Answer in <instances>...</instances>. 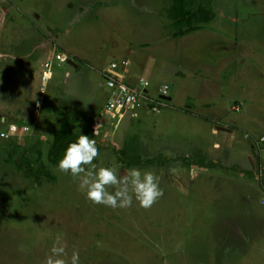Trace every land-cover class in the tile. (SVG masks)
I'll return each mask as SVG.
<instances>
[{
	"label": "rangeland",
	"instance_id": "374dc122",
	"mask_svg": "<svg viewBox=\"0 0 264 264\" xmlns=\"http://www.w3.org/2000/svg\"><path fill=\"white\" fill-rule=\"evenodd\" d=\"M173 3L0 1V264H44L57 237L81 264H264V118L240 113L255 102L249 87L264 109V0H185L190 13L205 10L209 19L185 26ZM113 61L126 80L136 77L154 93L168 84L173 99L132 116L130 130L121 122L133 114L92 129L95 116L63 112L61 101L84 106L91 94L94 106L105 104L103 73ZM229 81L236 91L226 94ZM212 104L229 111L211 114L212 124L235 117L227 127L257 164L253 183L189 164L206 159L195 144L222 141L198 122ZM68 121L78 137L96 141L97 168L117 166L121 177L131 168L152 171L162 195L148 208L135 199L127 208L87 199L79 180L59 170L64 153L56 163L50 156L54 132ZM243 156L235 150L232 162Z\"/></svg>",
	"mask_w": 264,
	"mask_h": 264
},
{
	"label": "clouds",
	"instance_id": "9594fccd",
	"mask_svg": "<svg viewBox=\"0 0 264 264\" xmlns=\"http://www.w3.org/2000/svg\"><path fill=\"white\" fill-rule=\"evenodd\" d=\"M97 155L96 141L80 134L69 143L58 163L61 172L79 180L80 189L93 203L127 208L135 199L140 206L148 208L162 195L159 179L152 171L131 168L126 176L121 177L117 166L97 168L93 164ZM109 187L114 191H109ZM66 247V243L57 237L44 264H81L79 252L74 250L69 258Z\"/></svg>",
	"mask_w": 264,
	"mask_h": 264
},
{
	"label": "crops",
	"instance_id": "0c3cea01",
	"mask_svg": "<svg viewBox=\"0 0 264 264\" xmlns=\"http://www.w3.org/2000/svg\"><path fill=\"white\" fill-rule=\"evenodd\" d=\"M0 1H3V0H0ZM1 4H4V3H1ZM6 9L8 10V7H6ZM16 10H17V13H20V9L18 10V9H15L14 8V10L12 11V14H14V12ZM7 13H9V12H7ZM78 63H79L78 61H77V63L76 62H73V65H74L75 69L78 71V73H81L83 71V68L82 67H84V65L82 63H79V65H78ZM23 64H25V62ZM80 64H82L83 66L80 65ZM51 67H52V65H51ZM81 68H82V70H81ZM52 71H53V67H52ZM120 71L124 75V71H123V69H121V66H120ZM23 73H26V71H24ZM53 74H54V72H53ZM137 79L138 78L135 77L134 79H132V82L131 81H128L126 79L125 80L129 84H135V83L137 84L138 82H140ZM79 86H80V84H79ZM223 87H224V90H222V91L224 93H226V94L236 91V85H235V82H233V81H229L228 83L223 84L222 85V88ZM105 88L107 90V95L105 93H103V94H104V97L106 96L105 99H107V97L110 94V90L107 87L106 83H105ZM253 88L254 87H252V89H251V87H249L246 90V96H248L249 99L253 98L255 100V102H249V100H248V104L249 103L250 104L249 105L248 104H245V105H243V107L241 106L240 107V113H242V114L245 113V115L248 116V117H251L253 115L254 116L255 115H259L260 117L264 118V109L262 111V109H259L258 108L259 105L257 103V100L259 101L260 99L258 98V96L256 97L255 95L250 94V93H252L251 91L253 90ZM205 95H207V94L205 93ZM62 96L63 97L65 96V90L63 91ZM94 97H95V95L94 94H91L89 96V98L85 99L86 105L81 106L82 105V102H80V101H83V99L80 96L77 95L76 97H74V99L77 102H80V103H75L74 102V104H73L74 106H72V105L67 104L66 101H61L60 108L63 110V112H65L67 114H74L77 118L79 116L81 118H87V117H90V116H95L94 117V119H95L97 117L98 113L100 112L99 111L97 113V110L98 109L101 110L104 105L103 106H98V107L94 106ZM225 100L226 101H229L230 99H229L228 96H226ZM105 102H106V100H105ZM223 102L225 104H228L225 101H223ZM211 107L212 108H210V110H206V112H204V114H203L204 117H206V118H201L200 121H198V122H200L201 125L204 124V125L208 126L209 127V131L211 133H215V134H218V136H221L222 141L219 144L218 143H213V146L212 147L210 145L204 144L202 142L200 144H195V145H197V146H204L205 149H202V150L205 153L206 161H213L214 163L217 164V166L216 167H200L199 165H197V166H194V167H198L201 170L215 169V170L221 171L222 173L226 172L227 175H230L231 174L230 176H232V177L235 176V178L241 179L242 182H245V183H247V182L253 183V179L257 180L256 178L259 175V172L256 169L257 168V164L255 163L254 160H253L254 161L253 162L254 164H253L250 161L252 159L251 158L250 159L247 158V156H246V154H247L246 149L241 148L239 142H236V139L233 137V131H234V129L233 128L230 129V128L234 124L237 123L235 117L232 119V122L229 121V123H224V124H227V125H224V126L222 125V123H220L219 125L218 124L217 125L212 124L211 121H209L207 119V118H210L212 116L211 114L217 113V112H223L224 114L228 115L229 114V111H225L224 109H219V108H221V106H217L216 104L215 105L212 104ZM260 112H261V115H260ZM141 113L142 112H140L139 114H141ZM168 115L169 114L167 113L166 116H168ZM132 116H135V115H130L128 118L126 117L121 122V124L124 127H128L127 130H130L129 129L130 124H131V126H133V124H134L133 121H132V119H131ZM215 116H218V115H215ZM215 119L218 120V121L219 120L221 121V119H224V118H222L221 116H218V117H215ZM224 120L227 121V119H224ZM122 125H121V128H122ZM227 126H229V127L231 126V127L229 128ZM122 129H124V128H122ZM124 130H126V129H124ZM259 139L261 140V137ZM206 149L209 150V153L206 152ZM235 150L236 151H239L240 150V152H243L244 156L242 158L244 160L245 159L248 160V163L249 164H246L245 162H243V159L241 160L242 161L241 164L232 162L233 161L232 154H234ZM216 155L218 157L217 158H214V156H216ZM219 161H222V162L219 163ZM221 164H222V166L224 165L225 167H231V170H229V168L227 169L225 167L221 168L222 167ZM234 166H235L236 169H233ZM244 175H247V179L243 177ZM249 183H247V184H249ZM251 189H255V187H253ZM247 202H248V200H247ZM263 206H264V203H263Z\"/></svg>",
	"mask_w": 264,
	"mask_h": 264
},
{
	"label": "built area",
	"instance_id": "2783aa9c",
	"mask_svg": "<svg viewBox=\"0 0 264 264\" xmlns=\"http://www.w3.org/2000/svg\"><path fill=\"white\" fill-rule=\"evenodd\" d=\"M60 57V55H59ZM44 80L53 76L52 67L43 69ZM106 85L110 94L106 99L103 108L92 123V129L105 125L109 119L123 118L128 114L137 115L141 110L156 112L162 103L166 101V96H170L171 87L168 84L161 85L154 93L152 88H148L146 82L129 84L120 71V64L117 61L110 63L103 73ZM142 88H140V86ZM264 141V136L261 137Z\"/></svg>",
	"mask_w": 264,
	"mask_h": 264
},
{
	"label": "trees",
	"instance_id": "16d2710c",
	"mask_svg": "<svg viewBox=\"0 0 264 264\" xmlns=\"http://www.w3.org/2000/svg\"><path fill=\"white\" fill-rule=\"evenodd\" d=\"M172 12L175 15L176 23L179 26H185L186 24H192L193 20H203L208 21L209 19L205 17L203 14L205 10H202L200 13L195 14V13H190L186 7H185V0H174L173 7H172ZM181 34H184V31H180ZM55 136V141H54V146L52 150L50 151V156L52 157V162L56 163L61 159L62 154L64 153L65 149L69 145V143L74 142L77 138L78 135L74 133L73 130V125L70 121L63 123L59 130L54 132ZM155 158L151 160H146L143 161L140 158H135L133 159V163L135 164H151L153 163ZM189 164H197L200 167H216L217 164L214 163L213 161H206L200 160L197 163H189Z\"/></svg>",
	"mask_w": 264,
	"mask_h": 264
},
{
	"label": "water",
	"instance_id": "95a60500",
	"mask_svg": "<svg viewBox=\"0 0 264 264\" xmlns=\"http://www.w3.org/2000/svg\"><path fill=\"white\" fill-rule=\"evenodd\" d=\"M139 86H140V88H142L141 85H139ZM163 98H165L166 100H172L171 96H166V97H163Z\"/></svg>",
	"mask_w": 264,
	"mask_h": 264
}]
</instances>
